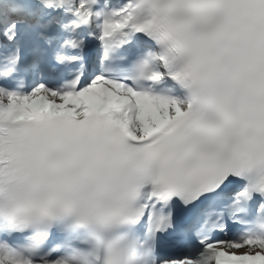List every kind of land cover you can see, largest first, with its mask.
<instances>
[{"label":"snow or ice","instance_id":"1","mask_svg":"<svg viewBox=\"0 0 264 264\" xmlns=\"http://www.w3.org/2000/svg\"><path fill=\"white\" fill-rule=\"evenodd\" d=\"M0 264H264V0H0Z\"/></svg>","mask_w":264,"mask_h":264}]
</instances>
